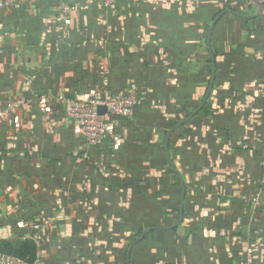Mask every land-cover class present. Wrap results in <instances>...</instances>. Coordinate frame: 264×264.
<instances>
[{
  "label": "crops",
  "instance_id": "obj_1",
  "mask_svg": "<svg viewBox=\"0 0 264 264\" xmlns=\"http://www.w3.org/2000/svg\"><path fill=\"white\" fill-rule=\"evenodd\" d=\"M5 1V0H0ZM263 2L264 0H259ZM68 7L71 10L65 9ZM248 0H13L0 12V249L42 264H264V10ZM134 86L121 137L86 144L54 99ZM53 97L43 109L45 97ZM178 174V175H177ZM38 226V228H34ZM0 252V253H1ZM34 263V262H33Z\"/></svg>",
  "mask_w": 264,
  "mask_h": 264
},
{
  "label": "built area",
  "instance_id": "obj_2",
  "mask_svg": "<svg viewBox=\"0 0 264 264\" xmlns=\"http://www.w3.org/2000/svg\"><path fill=\"white\" fill-rule=\"evenodd\" d=\"M97 3L107 8L115 5L120 0H95ZM13 0L0 1V12L7 6H11ZM71 10L72 8L65 7ZM139 92L134 86L111 95L101 96L97 93H91L86 99H67L61 95L54 99L60 105L66 118L72 121L84 135L88 145L99 146L109 143L111 148L117 149L121 143V137L114 130L109 122L111 117L129 118L133 116L134 109L138 104ZM53 97H45L43 100V109L49 107ZM104 107L103 114L98 113V108ZM34 228H38L35 226ZM0 264H13L12 259L0 255ZM32 264H42L35 261ZM212 264H221L213 262ZM235 264H261L255 262L251 253L239 260Z\"/></svg>",
  "mask_w": 264,
  "mask_h": 264
},
{
  "label": "water",
  "instance_id": "obj_3",
  "mask_svg": "<svg viewBox=\"0 0 264 264\" xmlns=\"http://www.w3.org/2000/svg\"><path fill=\"white\" fill-rule=\"evenodd\" d=\"M251 3H254L255 5H257L258 10L257 12L252 15V16H245L239 12H236L234 10L231 9H226L221 11L212 21L211 25L209 26L208 29V33H207V39H206V45H207V49L210 55V61H211V77L209 80V85L207 88V91L205 93V96L203 98V100L201 101V103L191 112L189 113L187 116H185L183 119L179 120L175 125H173L170 129H168L164 135V140H163V148H164V152H165V156L168 159L170 165L172 166L170 160H169V152H168V145H169V139L172 133H174L177 129H179L180 127H182L183 125H185L186 123H188L195 115H197L200 110L203 108V106L205 105L210 92L213 88V84L215 81V75H216V65H215V57L214 54L212 52L211 46H210V39H211V35H212V31L214 29L215 24L217 23V21L219 20V18L225 14V13H232L235 14L239 17L245 18V19H249V18H255L259 15H261L263 13L264 10V5L263 2L259 1V0H248ZM105 112V108L104 107H99L98 108V113L101 115ZM173 167V166H172ZM178 175V174H177ZM178 179H179V183H180V202H179V217L178 220L171 226L168 227H150L145 229L140 235H138L134 240H132L125 252V264H130L129 263V259H130V255H131V251L133 249V247L138 244L139 242H141L143 240V238L146 236V234H148L149 232L155 231V230H172L174 228H176L183 220V202H184V197H185V189H184V185L183 182L180 179V176L178 175Z\"/></svg>",
  "mask_w": 264,
  "mask_h": 264
},
{
  "label": "trees",
  "instance_id": "obj_4",
  "mask_svg": "<svg viewBox=\"0 0 264 264\" xmlns=\"http://www.w3.org/2000/svg\"><path fill=\"white\" fill-rule=\"evenodd\" d=\"M210 74H211V70H210ZM134 113H135V111H134ZM134 113H133V115H134ZM199 113H201V114L206 113L205 107H203ZM175 124L176 123L173 122L169 125V127L171 128ZM4 248L6 250L7 255L11 254L10 256H12L14 258H19L25 264H32L35 261V260L33 261V255L36 252V246L34 245V243L32 241L26 240V241H14L12 243H5ZM0 251H1V249H0ZM3 252L4 251H2V253Z\"/></svg>",
  "mask_w": 264,
  "mask_h": 264
},
{
  "label": "rangeland",
  "instance_id": "obj_5",
  "mask_svg": "<svg viewBox=\"0 0 264 264\" xmlns=\"http://www.w3.org/2000/svg\"><path fill=\"white\" fill-rule=\"evenodd\" d=\"M122 91H123V90H122ZM134 111H135V109H134ZM132 117H133V116H132ZM132 117H129L128 119H131ZM85 142H86V141H85ZM86 144H87V142H86ZM89 146H90V145H89ZM94 146H96V145H94ZM0 252H1V251H0ZM0 255H1V256H4V257H7V256H5L4 254H2V252L0 253ZM35 261H37V260H35ZM35 261H34V262H35Z\"/></svg>",
  "mask_w": 264,
  "mask_h": 264
}]
</instances>
